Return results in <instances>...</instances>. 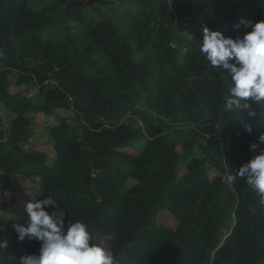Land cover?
Returning <instances> with one entry per match:
<instances>
[{"label":"trees","instance_id":"1","mask_svg":"<svg viewBox=\"0 0 264 264\" xmlns=\"http://www.w3.org/2000/svg\"><path fill=\"white\" fill-rule=\"evenodd\" d=\"M43 1L0 0V103L15 113L8 126L0 115V193L8 177L39 176L35 200L55 199L107 238L116 264H264V206L242 179L227 182L260 151L249 145L264 134V106L226 112L230 78L198 46L204 28L235 36L241 17L264 20L261 0H101L97 13L71 4L87 0ZM115 1L125 18L113 17ZM50 26L65 37L45 39ZM39 113L58 119L45 133L54 156L24 146ZM141 139L138 153L125 150ZM161 211L175 228L154 223ZM27 219H0V264L38 254L12 228Z\"/></svg>","mask_w":264,"mask_h":264},{"label":"clouds","instance_id":"2","mask_svg":"<svg viewBox=\"0 0 264 264\" xmlns=\"http://www.w3.org/2000/svg\"><path fill=\"white\" fill-rule=\"evenodd\" d=\"M261 3L264 5V0ZM232 29L237 33L235 36L204 28L199 39V52L207 67L221 69L230 78L224 81L228 86L224 110L237 114L247 112L249 117H255L257 112L252 105L264 106V20L241 17ZM185 35L191 39L188 32ZM170 46L177 48L175 42ZM189 51L187 46L181 48L182 54ZM34 128L36 131V124ZM246 131L251 133L253 130L248 126ZM39 132L44 133L41 129ZM32 138L25 145L38 142L37 138ZM261 145H264V134H259L258 142L249 145L250 151L256 153L260 149L259 153L239 167L235 175H228L227 182L232 184L237 178L242 179L256 193L259 204L264 206V148ZM141 146L126 149L138 153ZM7 186L1 191L4 195ZM49 207L53 209L51 212ZM24 211L28 216L26 223H13L12 228L20 242L25 239L36 241L40 248L38 254L22 255L19 264H116L113 253L101 245L99 236L92 235L84 222L70 220L64 211L59 210L55 199L31 200L24 203ZM8 245L7 239L0 238V249Z\"/></svg>","mask_w":264,"mask_h":264},{"label":"rangeland","instance_id":"3","mask_svg":"<svg viewBox=\"0 0 264 264\" xmlns=\"http://www.w3.org/2000/svg\"><path fill=\"white\" fill-rule=\"evenodd\" d=\"M11 1H15V0H11ZM46 1L43 0H29V3L31 5H38L41 6L42 4H44ZM114 3V2H113ZM115 4L118 5L119 7V14H115L113 17H119V18H125V9H124V5H121V2L115 1ZM114 6V5H112ZM89 8L90 10L93 11V9H95L96 11H93L94 13H97V11H99L100 9L98 8V6L95 4V6L93 7H86ZM107 10L105 8H103V12H106ZM116 11V10H115ZM106 14V13H105ZM62 27V26H61ZM43 37L46 39L48 37H54V38H64L65 37V32L64 30L62 31L61 28H59L58 26H50L48 27V29H46V32H44ZM16 77L14 75H12V79H15ZM24 87H17L16 85H12L11 86V92H16L17 90H21ZM20 88V89H19ZM27 95L29 97H31L32 99L36 98L38 95V89L37 87H32ZM60 115L65 116L70 118V120L73 117V111L70 109H59L58 112ZM0 115L3 117V121L5 123V125L9 124V121L11 119L14 118L15 113L8 109L4 104L0 103ZM35 120H34V124H36L37 126V132L35 133V135L33 136L32 139L37 138L38 142L36 144H24L26 149H35V150H40V151H45L49 156H54L55 150L52 146V144L50 143L49 140H47L46 137V131L47 129L51 126V125H55L58 123V119L55 116H46L42 113H39L35 116ZM182 126H185L183 124H181ZM180 125V126H181ZM186 127V126H185ZM188 127V125H187ZM44 130L45 132L42 134L41 132H39V130ZM141 141H143L141 144L139 145H143L144 144V139L138 140L136 141L137 143H140ZM205 142H202L201 144H198L195 148V152H197L198 154H200L202 152V150L204 149V144ZM127 151V149H125ZM133 152H135L133 150ZM183 173H185V169L182 168L180 169V174L183 175ZM214 174H216L215 171H211L209 173V177H212ZM181 175H179L178 179L181 178ZM11 181V187H8L9 189H7L8 191V195L5 196L3 193H0L2 195V197L6 198V206L3 205L0 201V219H26L27 213L24 211V203L29 202L31 200H35V198L39 195L40 193V189L42 187L41 183H40V177L39 176H27V175H15L14 177H8L6 184ZM1 184V183H0ZM134 184H136V180H134L133 178L129 179L128 182V187L133 186ZM14 193H17L16 195H14ZM20 194H23L22 197H19ZM0 195V196H1ZM14 195V196H13ZM15 197V198H13ZM154 223L160 224V225H165L167 227H171V228H175L176 225L178 224L176 218H174V216L172 214H170L169 212L166 211H161L159 212V214L157 215V217L154 218ZM153 222H151L152 224ZM107 238H103L101 245L107 248ZM0 251L2 252V249H0ZM4 257V253L2 252V258Z\"/></svg>","mask_w":264,"mask_h":264},{"label":"water","instance_id":"4","mask_svg":"<svg viewBox=\"0 0 264 264\" xmlns=\"http://www.w3.org/2000/svg\"><path fill=\"white\" fill-rule=\"evenodd\" d=\"M101 0H87L85 2L83 1H78V2H71V4L75 5H82L83 7H93L95 4L100 3ZM104 2H109V1H104ZM8 139V136L6 135L3 139V141H6Z\"/></svg>","mask_w":264,"mask_h":264},{"label":"crops","instance_id":"5","mask_svg":"<svg viewBox=\"0 0 264 264\" xmlns=\"http://www.w3.org/2000/svg\"><path fill=\"white\" fill-rule=\"evenodd\" d=\"M19 89H20V88H19ZM17 91H18V90H17ZM8 187H11V181H10V183L8 184L7 189H9ZM7 189L5 190V196L8 195V191H7ZM16 194H17V193H14V195H16ZM14 195H13V196H14ZM22 195H23V194H20L19 197H22ZM13 198H15V197H13ZM1 200H2L3 203H4L3 205L6 206V204H7V203H6V198L2 197ZM3 205H2V207H3ZM2 207H1V208H2Z\"/></svg>","mask_w":264,"mask_h":264}]
</instances>
